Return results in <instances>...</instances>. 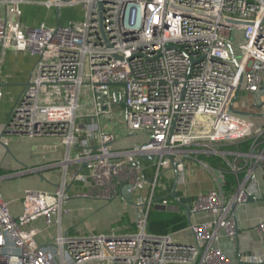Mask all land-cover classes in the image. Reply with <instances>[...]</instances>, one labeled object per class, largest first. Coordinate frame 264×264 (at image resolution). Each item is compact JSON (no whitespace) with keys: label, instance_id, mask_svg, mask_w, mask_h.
<instances>
[{"label":"built area","instance_id":"obj_1","mask_svg":"<svg viewBox=\"0 0 264 264\" xmlns=\"http://www.w3.org/2000/svg\"><path fill=\"white\" fill-rule=\"evenodd\" d=\"M22 2L0 0L6 9L0 43L37 58L8 129L31 140L58 139L66 162L79 147L76 160L89 172L77 170L71 178L88 182L89 188L76 197L108 202L122 198L125 185L133 194L145 187L150 193L137 204L129 229L109 222L101 230L85 225L84 233H70L66 175L54 191L27 189L19 215L0 188V264H232L218 243L225 236L235 238V209L257 191L264 152L255 149L264 127L233 112L231 104L239 87L256 93L264 84V0H47L49 7L81 5L86 18L32 27L22 22ZM231 44L238 65L231 62ZM89 92L94 108L84 114L79 99ZM117 110L125 116L126 131L147 134L123 151L112 150L115 135L96 120L106 115L114 121ZM95 137L98 143L92 145ZM247 140L252 141L249 151L228 160L236 180L233 191L227 195L219 182L197 196L191 211L208 219L191 222L193 242L148 230L150 208L168 204L155 197L160 178L173 168V158L183 168L177 160L182 148ZM147 155L155 161L150 180L139 162ZM40 218L45 228L57 229L49 245L37 241L43 229L25 228Z\"/></svg>","mask_w":264,"mask_h":264},{"label":"crops","instance_id":"obj_2","mask_svg":"<svg viewBox=\"0 0 264 264\" xmlns=\"http://www.w3.org/2000/svg\"><path fill=\"white\" fill-rule=\"evenodd\" d=\"M46 1L24 0L21 3L22 22L25 27L37 26L41 23H46L48 26L65 25L68 22L63 23L59 20L60 11L69 6L82 7L78 4L49 7L45 4ZM5 15L6 9L0 6V17ZM36 61L37 58L30 53L5 48L0 43V87L3 90V97L0 101V188L5 200L8 201L13 214L19 215L23 209V198L27 189L54 191L66 175L69 182L68 191L71 195L68 203L71 212L65 218L66 228L70 231L79 229V223L84 219H94L95 222L102 219L110 221L115 215L124 213L118 221H110V226L129 229L131 221L133 222L136 216L137 204L146 201L149 196V187L137 190L133 194V201L116 198L107 202L76 197V194L89 188L88 182L71 178L77 170L83 173L89 172L84 162L76 160L81 151L79 147L72 148L70 161L66 162L65 149L58 139L31 140L16 133L7 132L13 108L31 79ZM262 87L260 91L248 92L246 97L236 100L235 108L241 110L246 105L248 111L264 113V88ZM244 92L247 91L244 90ZM248 118L254 122L256 127H264V117ZM90 119L85 117L84 121ZM96 120L103 131L115 135V140L110 144L114 151L127 150L147 138L145 132L126 131V122L122 125L117 120L112 121L106 115ZM90 142L96 145L98 138H91ZM257 143L256 152H264V137L260 138ZM243 144L244 141L214 144L211 147L195 145L182 148L177 155V160L183 163V168L178 169L179 179L175 197L171 195L176 183V174L172 168L161 177L162 182L159 181L155 192L157 201L167 199L168 204L157 203L149 211V215L153 212L154 220L163 221L164 225H161V228L151 229L152 220L148 217V230L154 234L171 233L179 242H193L194 235L189 229L191 222L206 220L208 217L204 213H193L192 211L190 213L189 209L191 210L200 193L218 187L219 182L224 183L227 195L233 191L235 186L228 188L226 167L228 160L234 159V153L249 151V149L245 151L241 148ZM233 147L240 148L231 149ZM139 162L145 178L152 179L155 173L154 159L140 157ZM239 162H244V157H241ZM256 193H262V197H257L254 201L239 205L235 209L237 227L235 238L225 236L218 243L231 259L232 264H264V229L260 228V225L264 224V167L257 171ZM45 226L44 218H40L26 225L25 228L43 229L37 235V241L44 246L49 245L57 233L55 226L50 228H45ZM79 232H81L80 229Z\"/></svg>","mask_w":264,"mask_h":264},{"label":"rangeland","instance_id":"obj_3","mask_svg":"<svg viewBox=\"0 0 264 264\" xmlns=\"http://www.w3.org/2000/svg\"><path fill=\"white\" fill-rule=\"evenodd\" d=\"M85 18H86V11L80 6H69V8L63 9L59 13V20L63 23H66V22L69 23V21L70 22L71 21L72 22H74V21L75 22H82ZM247 94H248V92H244V90H242L241 93L239 94L237 101L242 99L243 97H246ZM79 102H80V111L84 114H88L89 111H92L94 108V101H93L92 94L90 92L89 93H82L80 95ZM115 119L122 125H124V123L126 122L125 116L122 113V111L116 112ZM79 121H82V120H79ZM85 122L89 123V122H93V121H92V119H90V120H87ZM160 181L162 182V178ZM123 214L124 213H122V214L119 213V214L115 215L114 217H112V220L118 221L119 219H121L123 217ZM112 220H110V221H112ZM110 221H109V219H102V220H96V222H95L94 219H87V220L84 219L79 223V229L82 233H84L85 225H86L87 227H92V228H95L96 230H101L103 228H107V225L109 224ZM84 222H85V224H84ZM79 229L78 228L72 229L70 231V233H80Z\"/></svg>","mask_w":264,"mask_h":264},{"label":"water","instance_id":"obj_4","mask_svg":"<svg viewBox=\"0 0 264 264\" xmlns=\"http://www.w3.org/2000/svg\"><path fill=\"white\" fill-rule=\"evenodd\" d=\"M58 1H61V2H70L72 0H58ZM186 13H192V11H189V10H182ZM234 23H238L237 21H233ZM230 49H231V53H232V60L231 62L235 65H238V61H237V57H236V54H235V50H234V46L231 44L230 45ZM29 84V83H28ZM264 88V86L262 87ZM240 87L232 101V104H231V110L235 113H238V114H241L243 116H246V117H264V113H255V112H251V111H248L247 108H246V105L244 106V109H241V110H238L235 108V103H236V100L238 98V95H239V92H240ZM107 96V93L104 92L102 94H99V100H102V97H105ZM7 132L8 133H16V131H11L10 129H8L7 127ZM146 158L152 160L153 159V156L152 155H147L145 156ZM172 162H173V169L175 171V174H176V180H175V188L172 192V197H175V189H176V186L178 184V179H179V170H178V162L176 161V159H172ZM129 188H131L130 185H125L122 190H121V197L124 198V199H127V200H130V201H133V193H131L129 191ZM257 197H262V193H256L254 194L251 198H250V201H254ZM189 212L191 213V210L189 209ZM236 230H237V227H236Z\"/></svg>","mask_w":264,"mask_h":264},{"label":"trees","instance_id":"obj_5","mask_svg":"<svg viewBox=\"0 0 264 264\" xmlns=\"http://www.w3.org/2000/svg\"><path fill=\"white\" fill-rule=\"evenodd\" d=\"M251 142H252L251 140L245 141L244 144H243V147H241V148H243V150L247 151L249 149V147H250ZM237 148H240V147H233L231 149H237ZM226 169H227V176H228L227 183H228V188L230 189L231 187L235 186L236 180H235V175L230 171V166L229 165L226 167ZM240 176H243V174H241ZM152 214H153V212L149 215V218L151 217L150 220H152L151 229L161 228L162 227L161 225H164V222L163 221L154 220Z\"/></svg>","mask_w":264,"mask_h":264}]
</instances>
